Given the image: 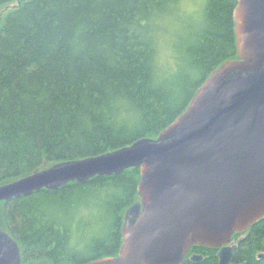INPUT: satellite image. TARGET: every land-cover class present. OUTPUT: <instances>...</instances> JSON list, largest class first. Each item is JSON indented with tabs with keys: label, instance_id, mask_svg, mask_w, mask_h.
<instances>
[{
	"label": "trees",
	"instance_id": "obj_1",
	"mask_svg": "<svg viewBox=\"0 0 264 264\" xmlns=\"http://www.w3.org/2000/svg\"><path fill=\"white\" fill-rule=\"evenodd\" d=\"M0 0V186L156 138L209 74L236 59V0ZM138 167L0 201L22 264L116 256ZM234 263L264 264V218L235 232ZM181 264H218L215 248ZM260 254L262 255L260 257Z\"/></svg>",
	"mask_w": 264,
	"mask_h": 264
},
{
	"label": "water",
	"instance_id": "obj_2",
	"mask_svg": "<svg viewBox=\"0 0 264 264\" xmlns=\"http://www.w3.org/2000/svg\"><path fill=\"white\" fill-rule=\"evenodd\" d=\"M236 1L237 58L213 70L156 138L1 185L0 201L138 167L139 201L127 210L117 255L86 264H181L194 245L217 249L218 264H238L233 234L264 218V0ZM20 253L0 231V264H22Z\"/></svg>",
	"mask_w": 264,
	"mask_h": 264
},
{
	"label": "rangeland",
	"instance_id": "obj_3",
	"mask_svg": "<svg viewBox=\"0 0 264 264\" xmlns=\"http://www.w3.org/2000/svg\"><path fill=\"white\" fill-rule=\"evenodd\" d=\"M205 1L206 0H185L184 1V3H188L190 6H189V8L191 9V10H196L197 8H200L201 7V5H202V3H205ZM58 162H47V161H44L41 165H40V167H39V169L40 170H43V169H45V168H48V167H50V166H53V165H55V164H57ZM136 202H138V200H136V201H134L132 204H134V203H136ZM131 204V205H132ZM0 208H1V205H0ZM128 208H129V206L127 207V208H125L124 209V215H123V221L126 219V213H127V210H128ZM1 211V210H0ZM0 223H2V221H1V217H0ZM2 230H5L2 226L0 227V231H2Z\"/></svg>",
	"mask_w": 264,
	"mask_h": 264
},
{
	"label": "flooded vegetation",
	"instance_id": "obj_4",
	"mask_svg": "<svg viewBox=\"0 0 264 264\" xmlns=\"http://www.w3.org/2000/svg\"><path fill=\"white\" fill-rule=\"evenodd\" d=\"M138 197H139V196H138ZM138 201H139V199H138ZM130 206H131V205H130ZM130 206H129V207H130ZM236 241H237V239L234 240L233 238H231V241L229 242V244L236 243ZM216 250H217V249H216ZM193 254H199V253H197V252H195L194 250H192V247H191V248L189 249V251H188V253H187V255H186L185 257H188V258H189V257H190L191 255H193ZM189 259H190V258H189ZM202 259H203V258H202ZM202 259H201V260H202ZM201 260H200V261H201ZM200 261H199V262H200Z\"/></svg>",
	"mask_w": 264,
	"mask_h": 264
}]
</instances>
